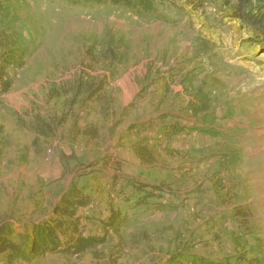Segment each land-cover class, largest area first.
I'll list each match as a JSON object with an SVG mask.
<instances>
[{
    "label": "rangeland",
    "instance_id": "rangeland-1",
    "mask_svg": "<svg viewBox=\"0 0 264 264\" xmlns=\"http://www.w3.org/2000/svg\"><path fill=\"white\" fill-rule=\"evenodd\" d=\"M240 1L164 0L166 19H143L0 0V55L28 50L5 65L13 84L0 96V225L48 218L73 184L90 198L75 208L96 217L81 219L86 235L106 237L80 255L12 264H166L177 252L264 264V37ZM246 199L242 228L228 204ZM112 208L119 230L97 219Z\"/></svg>",
    "mask_w": 264,
    "mask_h": 264
},
{
    "label": "trees",
    "instance_id": "trees-1",
    "mask_svg": "<svg viewBox=\"0 0 264 264\" xmlns=\"http://www.w3.org/2000/svg\"><path fill=\"white\" fill-rule=\"evenodd\" d=\"M68 2L71 5L83 6L88 11H93L96 7H122L139 18L160 17L166 19L167 16L159 14V4L164 0H60ZM241 0L240 17L246 24L254 27L257 32L264 37V0ZM171 8V7H170ZM27 48L23 50L14 44L7 52L0 55V96L6 93L13 84V78L6 72V64L16 61L20 66V61L27 56ZM15 65V66H16ZM102 86L98 85L94 91H98ZM94 93V92H93ZM177 129V128H175ZM175 129H169L175 133ZM136 153L142 162L154 164L156 157L152 151L141 143L136 144ZM103 164L109 165V158H104ZM100 160V161H102ZM118 171L122 169L121 163L114 166ZM118 176L113 178L116 183ZM128 183L142 190L146 187L145 183L129 180ZM84 189L81 192L75 190L73 184L66 193L54 205V214L48 218L39 221L28 222L24 225H18L12 221H4L0 225V262L12 264L19 260H29L37 256H43L47 253L61 252L68 255H80L90 248L96 247L106 241V237H95L86 235L80 223L82 218H96L94 215L84 216L77 206H85L90 202V198L84 195ZM123 190H121L122 192ZM245 202H233V216L239 222L242 228L248 227L253 219V210L251 200ZM107 228L119 230V227L126 225L125 218L120 211L111 209L106 218H97ZM192 255V256H190ZM244 256L240 255L239 258ZM238 258V257H237ZM190 260L192 264H204L207 260H202L193 254L186 252H177L175 256H170L166 264H173L174 261ZM210 264H221L223 262L209 261ZM228 263V262H226ZM225 264V263H224Z\"/></svg>",
    "mask_w": 264,
    "mask_h": 264
},
{
    "label": "crops",
    "instance_id": "crops-1",
    "mask_svg": "<svg viewBox=\"0 0 264 264\" xmlns=\"http://www.w3.org/2000/svg\"><path fill=\"white\" fill-rule=\"evenodd\" d=\"M228 205H231V206H232V205H233V203H232V204H228ZM231 206H230V207H231ZM219 214H220V213H219Z\"/></svg>",
    "mask_w": 264,
    "mask_h": 264
}]
</instances>
